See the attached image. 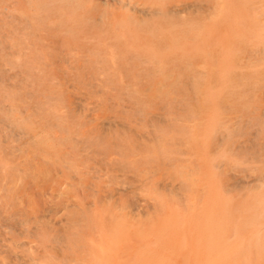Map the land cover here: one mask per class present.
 <instances>
[{
	"label": "rangeland",
	"instance_id": "obj_1",
	"mask_svg": "<svg viewBox=\"0 0 264 264\" xmlns=\"http://www.w3.org/2000/svg\"><path fill=\"white\" fill-rule=\"evenodd\" d=\"M166 1L136 41L23 38L0 0V167L39 168L21 194L81 259L264 264V0Z\"/></svg>",
	"mask_w": 264,
	"mask_h": 264
},
{
	"label": "bare ground",
	"instance_id": "obj_2",
	"mask_svg": "<svg viewBox=\"0 0 264 264\" xmlns=\"http://www.w3.org/2000/svg\"><path fill=\"white\" fill-rule=\"evenodd\" d=\"M186 8L184 2L175 4L166 0H12V21L17 23L12 29L17 34L23 31V38H27L33 31H44L51 37L73 32L74 28L85 31L103 28L100 30H105L109 39L150 40L160 30V16L168 23L170 11L178 15ZM19 157L12 158V167H0V264H117L121 251L117 250L122 246H117L116 252L99 248L94 257L87 255L81 259L78 251L83 245L78 234H74V241H69L59 234L56 227L59 220L57 224L55 220L45 221V208L36 206L39 200L36 205L28 203L30 200L25 202L21 194L24 181L35 178L39 168ZM43 191L39 192L44 195ZM47 208L50 211V206ZM48 231L55 232L49 241L44 238Z\"/></svg>",
	"mask_w": 264,
	"mask_h": 264
}]
</instances>
